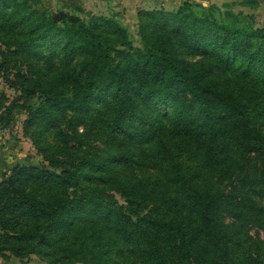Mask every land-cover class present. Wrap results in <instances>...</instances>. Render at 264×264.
Segmentation results:
<instances>
[{
	"label": "trees",
	"instance_id": "16d2710c",
	"mask_svg": "<svg viewBox=\"0 0 264 264\" xmlns=\"http://www.w3.org/2000/svg\"><path fill=\"white\" fill-rule=\"evenodd\" d=\"M250 1L242 0V6L258 5ZM139 11V20L157 17L175 25L178 39L208 60H189L172 41L155 42L145 34L144 46L135 47L115 15L84 22L66 12L42 13L25 1L0 0L1 43L27 63L38 59L27 70L51 68L58 58L70 71L65 81L74 85L68 98L62 85L43 82L45 72L26 77L18 69L14 80H5L31 88L29 98L45 97L42 108L27 106L25 130L36 122L58 128L61 145L56 148L63 158L59 173L17 165L0 182V256L9 250L25 258L55 248L47 264H178L174 256L187 264H248L241 259L243 234L233 213L240 203L222 184L240 178L241 163L253 155L258 166L252 191L264 211V132L250 126L257 120L264 124V27L217 20L192 0L177 11ZM0 57L8 60L3 50ZM7 100L0 93L3 127L12 121L11 111L23 108L10 110ZM151 101L168 107L172 129L197 142L192 164L167 145L172 144L169 136H157L154 126L146 130L138 123ZM102 102L107 116L95 108ZM88 115L89 122L98 116L119 146L113 143L106 151L92 146L90 134L80 133L75 123ZM116 167L154 175L117 178L109 186L103 175ZM230 215L236 221H228ZM105 233L120 243L115 250L120 261L111 245L100 243ZM57 236L60 241L52 245ZM5 239L14 241L13 249L25 244V254L4 249Z\"/></svg>",
	"mask_w": 264,
	"mask_h": 264
},
{
	"label": "rangeland",
	"instance_id": "374dc122",
	"mask_svg": "<svg viewBox=\"0 0 264 264\" xmlns=\"http://www.w3.org/2000/svg\"><path fill=\"white\" fill-rule=\"evenodd\" d=\"M25 1L31 8L36 9L42 13L55 14L59 12H66L69 15L76 16L84 22L92 21L97 17L111 18L113 15L117 20L122 23L129 31L130 39L135 47L144 46L142 35L145 34L149 40L159 42L161 40H169L173 42L174 48L182 53L185 58L192 61L208 60L207 54L191 49L185 41H180V37L177 34V27L175 25L167 24L165 21L153 18H141L139 20V10H160L165 9L160 7V0H141L137 14L129 15L124 9V5L131 4L133 0H20ZM196 4H199L215 19L224 22H237L243 28L264 27V0H251V3H258L255 8L249 6H242V0H196ZM145 3V4H144ZM195 3V2H194ZM205 3V5H203ZM147 4V5H146ZM212 9V10H211ZM196 12L200 14L201 8H196ZM143 24V25H142ZM143 27V28H142ZM109 38V37H108ZM179 38V39H178ZM6 41V39H5ZM1 42H4L2 37L0 39V50L6 52L8 60L5 62L0 61V93L5 94L8 99L6 106H10V110L19 109L23 107L21 111H11L13 119L7 127H3L0 124V182L4 180L5 176H11L13 170L17 165L23 166H35L45 170L60 172L61 164L60 159L63 156L59 155L60 151L56 148L61 145V140L58 136V128L48 127L45 128L44 124L36 122L31 127L25 130L26 122L28 121L27 106L30 105L34 109H40L43 107L46 101L45 97L40 94H36L34 98H29L31 88L29 87H12L5 81L6 79L14 80L18 69L23 70V75L31 77V74L35 72L47 73L42 78L44 83L53 82L55 84L62 85L64 93L68 98H72L74 93V85L68 84L65 81V77L70 74L69 70H64L60 60L58 58L53 59L52 67L47 65H41L42 71L37 67H27L36 64L38 59H29L30 63L24 61L18 51H14V48L8 49ZM46 50H44L45 52ZM44 55V54H43ZM41 59V57H40ZM2 60V57H0ZM18 60V61H16ZM40 75V74H38ZM55 77V78H54ZM54 78V79H52ZM38 85V84H37ZM40 86V85H39ZM95 108H98V112L103 111V115L107 116L105 102L96 104ZM146 117L137 119L141 126H144L146 130L151 127H155V134L157 136H169L172 140V144L168 143V146L174 145L175 148L181 150L180 157L182 160H187L192 164V152H195V140L189 139V137L181 131L172 129L173 126L171 111L168 107L157 104L156 101H151L143 106ZM9 113L5 117H11ZM71 115V114H69ZM91 115H88L82 122L78 119L75 123L78 125L80 133L87 131L91 136V144L98 149L106 151L112 147L113 143L119 146V140L111 138V134L105 130V125L99 117L92 118L89 122ZM71 121L69 116L66 120L68 124ZM250 126H256L261 128L264 132V124L261 120L253 122ZM172 136V137H171ZM195 141V142H194ZM197 143V142H196ZM87 150V145L83 146ZM84 149L81 154L84 153ZM103 154V152L101 153ZM253 155L246 158L241 163V177L236 181H225L222 184L224 192L232 195L235 202L240 203V206L236 207L234 214L237 217V222L241 227L243 234V245L240 250L245 251V256L241 259L245 260V263L264 264V229L262 223L264 220V211L262 208V202L254 195L252 191V185L254 184V176L256 163L253 160ZM67 164V162L65 163ZM115 166V165H113ZM154 175L151 170L135 169L132 173L123 167H116L113 170L105 173L104 179L109 186L116 182V179L128 180L127 178H141L144 175ZM107 184L105 186H107ZM120 204L126 205L123 198L115 192H109ZM228 221H233V216H229ZM5 220H8L7 215L4 216ZM236 221V220H234ZM22 226L24 223L20 222ZM106 234V233H105ZM104 234V235H105ZM114 236V235H113ZM112 234H106L105 239L100 243L102 245H111L113 247V258L120 261L119 255L116 254L117 246L120 243H116V239ZM57 236L53 238L50 243L56 244L60 240ZM23 241V240H22ZM19 241L18 243H21ZM4 249L12 248L14 241L5 239L3 241ZM47 244V240H44V246ZM25 244H16L15 253L25 254ZM56 249H48L44 252L38 251V254H27L25 258H18L13 255L11 251H2L3 256H0V264H47L45 262L47 257H51ZM251 251V255L247 252ZM41 254V255H40ZM65 254V253H61ZM178 259V264H187L181 257H175ZM123 259L122 261H125ZM251 260V261H250ZM72 261H68L70 264ZM131 264L130 261H126ZM85 262L76 263L84 264Z\"/></svg>",
	"mask_w": 264,
	"mask_h": 264
},
{
	"label": "crops",
	"instance_id": "0c3cea01",
	"mask_svg": "<svg viewBox=\"0 0 264 264\" xmlns=\"http://www.w3.org/2000/svg\"><path fill=\"white\" fill-rule=\"evenodd\" d=\"M185 1L187 0H160L159 3L161 4L160 7L165 8L166 11H177ZM192 1L198 3L196 2V0ZM140 3L141 0H133L131 4L124 5V9L129 15H132V13L136 15L139 10V7H143L142 5H140ZM203 5H205V3ZM256 28L261 27L258 26Z\"/></svg>",
	"mask_w": 264,
	"mask_h": 264
}]
</instances>
